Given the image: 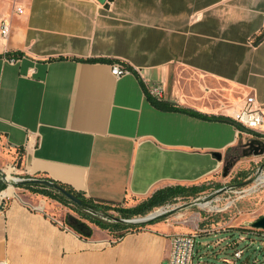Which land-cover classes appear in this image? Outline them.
<instances>
[{
    "label": "crops",
    "instance_id": "0c3cea01",
    "mask_svg": "<svg viewBox=\"0 0 264 264\" xmlns=\"http://www.w3.org/2000/svg\"><path fill=\"white\" fill-rule=\"evenodd\" d=\"M4 19L0 139L22 177L132 208L160 189L225 178L238 149L264 136L233 121L249 96L264 112V0H0ZM119 62L131 72L114 76ZM154 87L161 103L231 121L158 108ZM10 189L0 192L7 264H169L171 238L189 233L159 221L111 240L88 222L86 238L63 204Z\"/></svg>",
    "mask_w": 264,
    "mask_h": 264
},
{
    "label": "rangeland",
    "instance_id": "374dc122",
    "mask_svg": "<svg viewBox=\"0 0 264 264\" xmlns=\"http://www.w3.org/2000/svg\"><path fill=\"white\" fill-rule=\"evenodd\" d=\"M239 155H242V149ZM11 156L9 149L0 139V171L9 180H16L14 187L20 188L15 184L30 182L32 179L20 176L17 169L10 167L12 164L16 165ZM226 175L225 178H217L219 181L183 187L184 193L172 197L145 215L126 219L117 211H110L108 215H97L90 209H83L82 212L113 226L111 229L100 228L111 240H116L125 231V228H114L116 223L126 226L138 225L142 229L154 222L164 221L170 225L185 227L187 232H197L199 235L196 238L194 264L205 261L218 264H264V230L252 227L254 222L264 216V160L254 162L251 156H247ZM191 188L198 190L191 192ZM63 206L61 209L67 213L66 218L68 215H74V212L73 217L90 223L78 212L75 203ZM162 212V216L144 223H128L114 219L141 221L140 219L151 218L157 215L155 213ZM237 250L244 252L240 260L234 256Z\"/></svg>",
    "mask_w": 264,
    "mask_h": 264
},
{
    "label": "trees",
    "instance_id": "16d2710c",
    "mask_svg": "<svg viewBox=\"0 0 264 264\" xmlns=\"http://www.w3.org/2000/svg\"><path fill=\"white\" fill-rule=\"evenodd\" d=\"M262 38H264V36ZM5 57L8 58L9 60H11V59L17 60V59H20L21 57H23V54L21 52L20 53H8L7 55H5ZM147 95H148L149 100L151 101V103L154 106L161 108V109H164V110L185 112V113L191 114L193 116H197V117L204 118L207 120L231 121V119H229V118L209 117V116L204 115V114L188 111V110L181 109V108H178V107H175L172 105L161 103V101H159L158 99L151 96L149 92L147 93ZM240 151H241V149L239 148L237 153H236V156L233 157L231 160H229V162H227V164L225 165V168H224V173L227 174L234 167V165L240 160V158L243 155V150H242V155H239ZM20 163H21V157H19L18 161H16V164L18 166H20ZM0 175L2 177V181L0 182V192H1L8 187V183L3 180L4 175L1 171H0ZM31 179L32 180L30 182L25 181L23 183L15 184V186L20 187V188H26L33 193L41 194L43 196H46L52 200H55V201L61 203L63 205H70L73 202L70 199H68V197H66L61 192L62 189L66 190L67 192L75 195L80 200V204H76L78 212L82 213V216L85 219H87L90 223L95 224L96 226H98L101 229H111V228H113V226L107 225L106 223H103L102 221L96 220L91 215L84 214L82 212L83 209H90L94 214H97V215L100 213H104V214L108 215V214H110L109 213L110 211H117V212H120L122 214L123 218L129 219V218L134 217V216L145 215V214L149 213L150 211H152L155 207L163 205L172 197H174L180 193L185 192L184 191L185 189H182L183 187H181V186H177L175 189H171V188L160 189V190L156 191L147 200L140 203L139 205L132 207V208H125L121 205V203H118V202L108 201V200H104V199L88 198L83 193L78 192L75 189H73V188H71L65 184L58 183L55 181H51L50 179L45 178V177H43V178L42 177L41 178H31ZM40 180L47 181V182L53 184L54 187L49 188V187H46L44 185L36 183V181H40ZM190 190H191V192H193L195 190H198V188H191ZM114 219L117 220L118 218H114ZM66 224L69 227L73 228L75 231H77L79 234H81V236L89 238L93 235L92 227H90L86 222H83V221H81V220H79V219H77L71 215L67 216ZM122 226H124V227H122ZM114 228H125V231L121 235L118 236L121 238L126 233H128L130 231L139 230L140 226H138V225L137 226H134V225L126 226V225H122L121 223H116V225H114Z\"/></svg>",
    "mask_w": 264,
    "mask_h": 264
},
{
    "label": "built area",
    "instance_id": "2783aa9c",
    "mask_svg": "<svg viewBox=\"0 0 264 264\" xmlns=\"http://www.w3.org/2000/svg\"><path fill=\"white\" fill-rule=\"evenodd\" d=\"M16 12L18 14H23L22 8H17ZM11 35V22L7 19L2 20L0 24V38L8 39ZM11 62L16 60L11 59ZM131 72L125 64L119 62L112 66V74L116 77H122ZM151 96L156 99H161L163 92L160 88L154 87L149 90ZM233 121L242 129L253 132H261L264 127V112L261 107L256 105V100L254 97H248L244 107L238 111L233 116ZM264 141V136L260 137ZM264 159V155L262 157ZM13 170H16V165L12 164L10 166ZM5 178V177H4ZM2 177L0 175V181ZM5 180L8 182L10 188L12 183H9L8 178ZM16 183V180H15ZM14 184V183H13ZM6 196H0V212L5 208ZM157 214V213H155ZM162 213H159L152 218L156 219L162 216ZM64 227V226H63ZM66 229H69L68 226H65ZM199 234L197 232L181 233L176 234L171 238V249L169 254V264H194L195 259V248H196V238ZM241 240L243 238L241 237ZM243 250H237L234 253L236 259L240 260L243 257ZM0 264H7L6 261L0 259ZM198 264H218L210 261L198 262Z\"/></svg>",
    "mask_w": 264,
    "mask_h": 264
},
{
    "label": "water",
    "instance_id": "95a60500",
    "mask_svg": "<svg viewBox=\"0 0 264 264\" xmlns=\"http://www.w3.org/2000/svg\"><path fill=\"white\" fill-rule=\"evenodd\" d=\"M100 3H105L107 0H98ZM243 155L245 157L247 156H255V157H263L264 155V141L261 139H250L247 143H245L243 145ZM213 156L218 158L219 160L222 159V155L220 153H213ZM7 179V177H5ZM252 181H249V183ZM36 183L44 185L46 187L52 188L54 187L53 184L47 182V181H36ZM12 186H14V184L12 183ZM61 192L68 197V199H70L73 203L75 204H80V200L73 194L67 192L66 190H61ZM118 221H123V222H128V223H144V222H148V221H152L154 220V218H143L140 219L141 221L138 220H131V221H126V220H122V219H117ZM252 227L254 229L257 230H264V216L261 217L260 219H258L256 222H254L252 224Z\"/></svg>",
    "mask_w": 264,
    "mask_h": 264
},
{
    "label": "bare ground",
    "instance_id": "6f19581e",
    "mask_svg": "<svg viewBox=\"0 0 264 264\" xmlns=\"http://www.w3.org/2000/svg\"><path fill=\"white\" fill-rule=\"evenodd\" d=\"M8 181H9V183H14V182H15V181H11V180H9V179H8ZM12 188H13V187H12ZM12 188L10 189V191H13ZM10 191L5 192L4 194L6 195V194L9 193ZM157 214H158V213H157ZM148 218H149V217H148Z\"/></svg>",
    "mask_w": 264,
    "mask_h": 264
}]
</instances>
